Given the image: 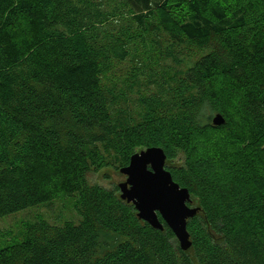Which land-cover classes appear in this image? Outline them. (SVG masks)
<instances>
[{"label":"trees","instance_id":"1","mask_svg":"<svg viewBox=\"0 0 264 264\" xmlns=\"http://www.w3.org/2000/svg\"><path fill=\"white\" fill-rule=\"evenodd\" d=\"M153 146L187 250L88 180ZM66 197L0 264H264V0H0V218Z\"/></svg>","mask_w":264,"mask_h":264},{"label":"water","instance_id":"2","mask_svg":"<svg viewBox=\"0 0 264 264\" xmlns=\"http://www.w3.org/2000/svg\"><path fill=\"white\" fill-rule=\"evenodd\" d=\"M224 121L221 114L213 118L215 125ZM166 160L165 150L158 146L133 154L130 163L120 169L127 175V179L119 184L120 194L135 205L141 219L163 230L161 216L175 233L181 248L187 250L192 245L188 220L197 214L199 207L190 205V190L174 180Z\"/></svg>","mask_w":264,"mask_h":264},{"label":"rangeland","instance_id":"3","mask_svg":"<svg viewBox=\"0 0 264 264\" xmlns=\"http://www.w3.org/2000/svg\"><path fill=\"white\" fill-rule=\"evenodd\" d=\"M181 164V156L174 161ZM127 179V175L121 173L115 167H106L98 172L88 175L90 183L100 184L108 188L119 186ZM44 219L51 224L62 225L66 221H79V215L75 208V198L66 197L57 199L47 204L34 206L0 218V247L9 244L13 238L22 235L26 223H33Z\"/></svg>","mask_w":264,"mask_h":264}]
</instances>
